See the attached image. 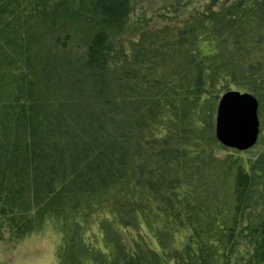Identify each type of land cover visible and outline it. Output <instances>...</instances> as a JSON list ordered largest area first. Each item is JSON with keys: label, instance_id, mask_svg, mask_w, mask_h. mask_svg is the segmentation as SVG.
Segmentation results:
<instances>
[{"label": "trees", "instance_id": "1", "mask_svg": "<svg viewBox=\"0 0 264 264\" xmlns=\"http://www.w3.org/2000/svg\"><path fill=\"white\" fill-rule=\"evenodd\" d=\"M186 2L153 26L135 0H0V240L51 224L56 264H264V150L214 132L236 89L264 141V0Z\"/></svg>", "mask_w": 264, "mask_h": 264}, {"label": "rangeland", "instance_id": "2", "mask_svg": "<svg viewBox=\"0 0 264 264\" xmlns=\"http://www.w3.org/2000/svg\"><path fill=\"white\" fill-rule=\"evenodd\" d=\"M200 1L202 0H187L185 6L180 10V15L183 17L186 13L192 11L199 5ZM162 7V0H135L133 16L136 17L139 13L145 12V15L152 20L153 26L159 25L167 21L164 14H168V12ZM263 150L264 141L258 144L255 142V144L244 151H247L248 154H253ZM108 210L109 208L106 209V212L110 214L111 212ZM92 232L100 236L95 226L92 227ZM183 237L178 232L175 237L172 236L171 240L175 246H179L183 242L181 241ZM92 239L94 240L93 237ZM58 241L59 234L51 224L46 225L45 229L39 233L27 235L13 242L6 235L2 236L0 240V264H56L55 245Z\"/></svg>", "mask_w": 264, "mask_h": 264}, {"label": "water", "instance_id": "3", "mask_svg": "<svg viewBox=\"0 0 264 264\" xmlns=\"http://www.w3.org/2000/svg\"><path fill=\"white\" fill-rule=\"evenodd\" d=\"M214 127L217 140L225 147L248 149L257 141L260 130L257 99L246 91H225L216 106Z\"/></svg>", "mask_w": 264, "mask_h": 264}]
</instances>
